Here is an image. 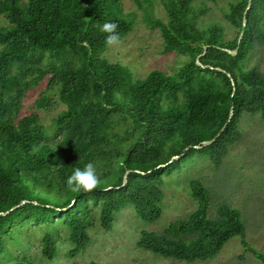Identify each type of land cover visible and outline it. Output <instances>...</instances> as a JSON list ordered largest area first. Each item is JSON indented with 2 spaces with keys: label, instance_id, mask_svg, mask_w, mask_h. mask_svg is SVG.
<instances>
[{
  "label": "trees",
  "instance_id": "16d2710c",
  "mask_svg": "<svg viewBox=\"0 0 264 264\" xmlns=\"http://www.w3.org/2000/svg\"><path fill=\"white\" fill-rule=\"evenodd\" d=\"M193 1L162 0L166 21L147 19L159 29L164 53L186 56L182 64L174 73L154 69L133 80L127 68L102 57L104 22L117 23L121 39L133 27L120 0H0L7 21L0 26V264H33L7 247L18 243L26 224H44L41 255L51 260L58 226L71 243L66 254L74 257L90 242L95 218L108 231L126 204L140 219L157 220L165 177L183 157L199 151L218 167L240 138L242 114L264 120V73L245 67L253 48L264 44V0H251L247 10L248 0L230 4L223 17L236 34L229 40L219 23L200 26L205 8ZM36 88L39 97L25 112ZM50 93L65 108L48 129L40 110ZM224 124L210 145L193 148ZM89 162L99 186L70 191L68 177ZM190 190L196 208L160 233L142 231L138 248L190 263L214 258L239 236L264 263V254L246 241L236 209L220 205L216 218H208V190L199 180Z\"/></svg>",
  "mask_w": 264,
  "mask_h": 264
},
{
  "label": "rangeland",
  "instance_id": "374dc122",
  "mask_svg": "<svg viewBox=\"0 0 264 264\" xmlns=\"http://www.w3.org/2000/svg\"><path fill=\"white\" fill-rule=\"evenodd\" d=\"M124 14L133 21L132 30L121 39L117 46L106 44L102 57L110 62L124 66L133 80L143 78L151 70L158 69L174 73L182 64L185 55L176 51L163 52V40L158 27L152 28L151 21H166L162 0H120ZM235 0H194V7L205 8L200 26L213 22L224 27L225 40L235 37L223 14ZM264 24V14L262 16ZM7 24L0 14V26ZM246 68H257L264 73V44L256 45L245 60ZM40 89L25 99V112L33 107L39 97ZM49 104L40 110L43 124L49 129L52 118L65 105L55 93L48 95ZM238 128L239 140L228 148L218 167L199 151L183 157L178 167L165 177L162 186V212L153 222L140 219L130 204L121 207L113 214L110 230L98 224V219L88 229L90 242L74 257L66 252L71 243L62 226H58L56 253L51 260L41 255L43 223L26 224L18 243L9 244L15 254L25 253L33 264H264L241 244L239 236L231 237L214 257L187 263L166 258L136 246L142 231L160 233L171 221L185 218L196 208L190 190L192 180H199L208 190L210 202L208 218L217 216L220 205L238 211L245 227V239L256 251L264 254V120L258 113H243ZM183 155V154H182ZM175 157L170 159L173 160ZM168 161L167 163H169Z\"/></svg>",
  "mask_w": 264,
  "mask_h": 264
},
{
  "label": "clouds",
  "instance_id": "9594fccd",
  "mask_svg": "<svg viewBox=\"0 0 264 264\" xmlns=\"http://www.w3.org/2000/svg\"><path fill=\"white\" fill-rule=\"evenodd\" d=\"M119 25L114 22H104L101 26V32L106 33L105 43L109 46H117L121 43V37L118 33ZM86 43V42H85ZM67 187L72 192L85 193L92 192L99 184L100 179L97 175L93 162L87 163L83 169L76 168L72 175L67 179Z\"/></svg>",
  "mask_w": 264,
  "mask_h": 264
},
{
  "label": "water",
  "instance_id": "95a60500",
  "mask_svg": "<svg viewBox=\"0 0 264 264\" xmlns=\"http://www.w3.org/2000/svg\"><path fill=\"white\" fill-rule=\"evenodd\" d=\"M250 3H251V0H248V5H247V8H246V10L250 7ZM244 14H245V11H244ZM246 25V19H245V17H243V19H242V27H244ZM242 35H243V30H241L240 31V33H239V36H238V43H239V41L241 40V38H242ZM227 52H229V53H233V54H235V52H236V50H234L233 52H231L230 50H227ZM199 57V56H198ZM225 125L226 124H224L221 128H220V130L218 131V133L212 138V139H210V140H206V141H203L202 142V144H200V145H196V146H193V148H195V149H201V148H203V147H206V146H208V145H210L218 136H219V134L224 130V128H225ZM189 147H186V150L188 149ZM173 157H178V156H173ZM159 167V166H158ZM131 172V170H126L125 172H124V174H123V178H122V184H121V186L120 187H122V186H124L125 184H126V182H127V176H128V174Z\"/></svg>",
  "mask_w": 264,
  "mask_h": 264
}]
</instances>
